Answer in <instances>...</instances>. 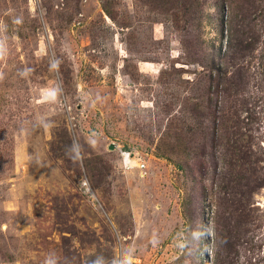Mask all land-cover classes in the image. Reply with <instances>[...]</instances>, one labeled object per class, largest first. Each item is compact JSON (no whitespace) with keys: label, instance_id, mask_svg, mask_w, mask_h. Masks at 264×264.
Wrapping results in <instances>:
<instances>
[{"label":"rangeland","instance_id":"1","mask_svg":"<svg viewBox=\"0 0 264 264\" xmlns=\"http://www.w3.org/2000/svg\"><path fill=\"white\" fill-rule=\"evenodd\" d=\"M0 264H264V0H0Z\"/></svg>","mask_w":264,"mask_h":264},{"label":"built area","instance_id":"2","mask_svg":"<svg viewBox=\"0 0 264 264\" xmlns=\"http://www.w3.org/2000/svg\"><path fill=\"white\" fill-rule=\"evenodd\" d=\"M124 168L130 169L132 166H135L139 170H143L145 168V163L138 159L135 163L130 160V153H121V163Z\"/></svg>","mask_w":264,"mask_h":264},{"label":"water","instance_id":"3","mask_svg":"<svg viewBox=\"0 0 264 264\" xmlns=\"http://www.w3.org/2000/svg\"><path fill=\"white\" fill-rule=\"evenodd\" d=\"M109 150H114V145H109V148H108Z\"/></svg>","mask_w":264,"mask_h":264}]
</instances>
